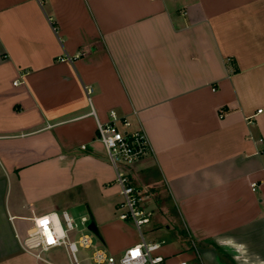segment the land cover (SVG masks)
<instances>
[{
  "label": "crops",
  "instance_id": "0c3cea01",
  "mask_svg": "<svg viewBox=\"0 0 264 264\" xmlns=\"http://www.w3.org/2000/svg\"><path fill=\"white\" fill-rule=\"evenodd\" d=\"M112 110L180 222L163 253L264 264V0H0V264H39L34 219L79 206L112 253L140 241L97 138Z\"/></svg>",
  "mask_w": 264,
  "mask_h": 264
},
{
  "label": "built area",
  "instance_id": "2783aa9c",
  "mask_svg": "<svg viewBox=\"0 0 264 264\" xmlns=\"http://www.w3.org/2000/svg\"><path fill=\"white\" fill-rule=\"evenodd\" d=\"M92 90L88 88L89 93ZM97 131V138L116 170L115 184L122 195L118 217L135 225L140 241L119 255L112 253L95 241V234L87 226L89 217L82 216V228H79L74 217L63 211L62 214L50 213L34 219L35 230L20 241L24 251L34 256L39 264H55L46 254L60 247L65 248L71 264H192L183 259H170L162 251L164 241L148 240L143 232L155 212L148 203L149 193L135 182L128 169L150 153V142L144 130L132 128L128 118L112 110L108 121L97 120ZM258 187L259 184L254 182L253 190ZM133 252L138 255L134 256Z\"/></svg>",
  "mask_w": 264,
  "mask_h": 264
},
{
  "label": "rangeland",
  "instance_id": "374dc122",
  "mask_svg": "<svg viewBox=\"0 0 264 264\" xmlns=\"http://www.w3.org/2000/svg\"><path fill=\"white\" fill-rule=\"evenodd\" d=\"M150 194L153 196H151V199L148 200L149 201L148 203H149L150 208L154 209V212H156V216L153 218L150 224H147L143 227V232L145 233L148 240H151V238L155 236L156 241H159V242L164 241L163 246L168 247L173 242V231L167 230L166 227L170 226L172 227V230H174L173 228L178 227L180 231L181 230L179 226L180 222L176 220L175 218H173L171 215H169V214H172L171 210H174V208L171 205V202H169V198L166 195H164L163 197L160 196L159 190H158V193H154V194L150 193ZM165 201L168 202L169 204L167 205L168 207H166V205L165 207H163L162 204ZM165 208H168L169 209L168 211L170 213L165 212L166 211ZM70 214L74 217L75 221L79 224V228H82V225H81L82 216H87L90 219V214L86 206L76 207V209H73L72 211H70ZM63 225L65 226L64 221H63ZM152 229H155L157 231L151 233ZM94 239L99 244V246L107 248L101 238L94 235ZM89 252L91 253L92 250L90 249ZM46 256L51 261H53L55 264H71L69 256L65 248L63 247L51 250L50 252L46 254ZM172 258L173 257L170 256V259Z\"/></svg>",
  "mask_w": 264,
  "mask_h": 264
},
{
  "label": "water",
  "instance_id": "95a60500",
  "mask_svg": "<svg viewBox=\"0 0 264 264\" xmlns=\"http://www.w3.org/2000/svg\"><path fill=\"white\" fill-rule=\"evenodd\" d=\"M87 226L97 237L101 238V233H100V230L98 228V225L92 216L90 217Z\"/></svg>",
  "mask_w": 264,
  "mask_h": 264
},
{
  "label": "snow or ice",
  "instance_id": "6c2138e0",
  "mask_svg": "<svg viewBox=\"0 0 264 264\" xmlns=\"http://www.w3.org/2000/svg\"><path fill=\"white\" fill-rule=\"evenodd\" d=\"M133 255H134V256L138 255V252H133Z\"/></svg>",
  "mask_w": 264,
  "mask_h": 264
}]
</instances>
